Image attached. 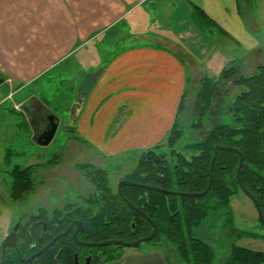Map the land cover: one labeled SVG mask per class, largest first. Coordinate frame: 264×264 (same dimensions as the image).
<instances>
[{"label":"crops","instance_id":"crops-1","mask_svg":"<svg viewBox=\"0 0 264 264\" xmlns=\"http://www.w3.org/2000/svg\"><path fill=\"white\" fill-rule=\"evenodd\" d=\"M255 7L261 11L262 5L254 0H0V77L6 78L0 113L7 118V112L17 113L8 120H21L33 137L35 120L54 113L59 126L74 120L81 140L107 159L139 154L163 143L175 121L190 115L191 90L180 107L193 73L199 79L218 76L230 62L237 65L238 57L208 34L201 20H211L212 31L237 52L247 51L253 72L262 63L264 42L254 34L259 26L246 21ZM59 76L69 81L71 94L68 100L57 97L52 106L33 89L41 80L56 87ZM36 104L42 105L39 116ZM63 108L65 119L57 112ZM8 148L0 149V165ZM151 247L105 264H170L165 246Z\"/></svg>","mask_w":264,"mask_h":264},{"label":"trees","instance_id":"trees-1","mask_svg":"<svg viewBox=\"0 0 264 264\" xmlns=\"http://www.w3.org/2000/svg\"><path fill=\"white\" fill-rule=\"evenodd\" d=\"M198 12L205 17L201 10ZM210 25L211 20L208 18L201 20V27L208 34L213 33ZM233 62L218 76L204 75L201 78L191 113L193 139L184 144L182 150L176 148L185 134L179 120H176L166 141L143 151L137 168L122 178L167 191L197 195H178L138 186H124L120 194L110 186L106 169L91 162L76 164L93 190L86 195H79L75 202L68 203L65 208L54 209L52 213L40 207L36 213L22 214L20 218L23 223L18 230L21 256L28 258L39 251L74 219L84 222L85 230L81 238L96 242L108 239L134 241L149 236L153 231V220L158 227L157 233L147 243L165 246L170 264H213L216 250L199 233L211 217L224 211L227 218L222 233L226 239H231V243L221 264H264L263 251L237 244L243 238L264 239L262 234L234 225L231 202L234 195L242 191L237 179L240 162L238 152L226 149L218 152L213 183L204 193L210 182L215 147H232L244 155L241 180L258 199L264 213V63L257 66L254 74L243 75ZM223 80L241 89L230 104L234 124L219 121L217 116L210 115L218 100L217 89ZM187 95L188 88L180 109ZM13 154L14 150L8 148L3 166L10 164ZM37 167L35 164L26 167L15 164L9 172L12 178L9 194L15 203H25L33 193ZM51 217L56 219L54 223L57 224L54 226L51 225ZM38 220L47 224V231H44L40 222L37 223ZM74 248L72 237L65 236L33 262L24 263L19 259L16 248L8 247L6 264H70ZM118 249L114 245L103 247L101 250L105 256L98 262L122 258L123 253ZM171 249L176 263L168 253Z\"/></svg>","mask_w":264,"mask_h":264},{"label":"rangeland","instance_id":"rangeland-1","mask_svg":"<svg viewBox=\"0 0 264 264\" xmlns=\"http://www.w3.org/2000/svg\"><path fill=\"white\" fill-rule=\"evenodd\" d=\"M254 3H256L257 6L262 5L260 8L261 11H258V7H255V12L246 17V21L250 25L253 20H256L259 28L254 30V34L259 40L264 42L262 40L264 39V0H254ZM213 34L222 42L221 46L223 48L226 50L228 49L227 51L230 50L235 57H238L237 65L234 67H236L241 74L252 75L257 71L256 68L253 72L251 56L247 55V51L240 49V51L237 52L235 50L237 46L234 44L229 46V40L225 36L217 31H213ZM210 35L212 36V34ZM232 48H234V51L231 50ZM261 48L264 50V43ZM262 63H264V59ZM194 71L195 70H192V72ZM193 75L194 77L192 82L189 83L190 88L188 90H191L194 103L195 94L200 87V80L202 77L199 79L200 74H197V72L193 73ZM3 79L6 78L4 77ZM64 80V77L59 76L56 87L50 86L46 81L41 80V82L34 86L33 90L36 92L37 96L45 98L48 102L50 101L49 103L52 106H55L54 101L58 100L56 99L57 97H63L67 100L70 97L71 92L68 89L71 88V85L68 84L69 81L67 82ZM5 87L6 85H0V92L5 90ZM240 90L241 89L232 82L223 80L217 89L216 98L218 100L210 111L211 117L217 116L216 118L219 121L234 124L230 112V104ZM6 92L7 90L3 92V95H5ZM7 106L9 110L11 108L13 109L11 103ZM41 106V104H36L34 106L37 116H39L38 112H40ZM193 106L194 104L190 110V115H188L189 118H187V115V117L184 115V117L179 120V124L184 128L185 134L176 144L178 150H182L184 144L193 139L190 128ZM71 107L72 105L70 108ZM57 112L65 119L67 113L64 108L57 110ZM6 115L8 118H11L10 115H13L15 119L19 116L17 113L9 112H7ZM207 117L209 116L207 115ZM8 118L3 111L0 113V149L1 147L9 146V148L14 150L10 164L6 165V167L0 165V237L8 231V225L11 224L13 226L14 222L20 218L24 212L34 213L37 212L40 207L49 210L55 208L62 209L68 203L75 202L78 195H86L90 190H93L92 185L82 175V171L78 169L76 164L91 162L100 168L106 169L109 174L110 186L116 190L120 184L121 178L131 174L137 168L141 156L144 153L141 152L133 156L107 159L81 140L78 133L74 130V120H61V124L57 129L53 141L47 146H42L37 144L35 140V137H37L36 135H38L37 128L34 129L35 137H33V129L31 127L28 129L25 125H20V122H22L21 120H8ZM208 120L211 119L208 118ZM15 164L21 167L34 164L36 167L38 166L34 174L35 189L25 203H15L8 192L12 180L9 172ZM231 204L235 216L234 225L237 228L264 235V223L259 218L255 204L244 192L239 191L235 194ZM226 218L227 215L224 211L218 213L208 220L199 233V236L204 237L216 250L217 255L213 264H221V259L226 255L227 247L231 243V239H226L222 233V228H224L226 224ZM237 244L252 250L264 252V239L243 238L239 239ZM151 246L160 247L144 242L139 248L122 247L118 250L120 253H125L137 249L152 248ZM172 247L174 248V246ZM172 249L169 250L168 253L176 263V258L173 255L174 252Z\"/></svg>","mask_w":264,"mask_h":264},{"label":"water","instance_id":"water-1","mask_svg":"<svg viewBox=\"0 0 264 264\" xmlns=\"http://www.w3.org/2000/svg\"><path fill=\"white\" fill-rule=\"evenodd\" d=\"M4 83V79L2 77H0V85H2ZM43 116L48 119L49 123L46 124V126L42 129V131L37 135L36 137V143L42 146H47L49 145L53 139L55 138V135L57 133V129L59 126V118L54 114V113H47V111L43 114ZM222 149H226V150H231V151H235L238 152L240 155V162H239V166L237 169V179L239 181V184L241 186L242 191L253 201V203L256 206L258 215L260 220L264 223V213L262 211V208L259 204L258 199L246 188V186L243 184L242 180H241V176H240V172L242 170V168L245 166V158L244 155L239 152L238 150L232 148V147H228V146H221V145H217L215 147V151H214V158L212 160V169H211V176H210V182L208 185L207 190L204 192L206 193L210 188L211 185L213 183V172H214V163L215 160L217 158L218 152ZM124 186H138V187H142L145 189H153V190H158V191H163L166 193H173V194H178V195H197V193H181V192H172V191H167V190H163L160 189L156 186H152V185H147V184H139V183H135L132 182L130 180H126L123 179L120 181L119 184V192L122 194V188ZM203 193V194H204ZM143 213V212H142ZM143 215L145 217H147V215L145 213H143ZM148 218V217H147ZM151 223L153 225V231L149 236L140 238L138 240L135 241H131V242H127L124 240H120V239H111V240H107V241H103V242H83L84 245L87 246H99V247H103V246H108V245H117V246H124V247H134V248H138L141 246L142 243L147 242L151 239H153L157 233V225L156 223L151 220ZM22 224V218L19 219V221L12 227L11 231L7 234V236L4 238L2 244H1V259H0V264H6V250L8 247H14L17 250L19 259L21 261H23L24 263H31L34 261L35 258H37L39 255H41L45 250H47L49 247H51L56 241H58L61 237H63L64 235H66L73 227L70 226L65 232L59 234L58 236H56L54 239H52L46 246H44L41 250H39L37 253L33 254L32 256H30L29 258H22L21 257V253H20V249L18 248V242H19V235H18V230L20 228ZM79 230H83V224L82 223H78V228L76 229L75 232V238L77 239V233ZM86 264H89L88 262Z\"/></svg>","mask_w":264,"mask_h":264},{"label":"flooded vegetation","instance_id":"flooded-vegetation-1","mask_svg":"<svg viewBox=\"0 0 264 264\" xmlns=\"http://www.w3.org/2000/svg\"><path fill=\"white\" fill-rule=\"evenodd\" d=\"M38 122V123H37ZM35 123H36V125H37V127H38V134H39V132L40 131H42V129L46 126V124H48L49 123V121H48V119H46L43 115H42V117L40 116V118L38 119V120H35ZM121 180H123L122 178H121ZM120 180V181H121ZM126 180H128V179H126ZM114 190V189H113ZM118 190V192H119V186H118V188L115 190V191H117ZM120 193V192H119ZM121 194V193H120ZM79 196V195H78ZM66 207V205L64 206V208ZM47 209V208H46ZM56 209V208H55ZM54 210V209H53ZM53 210H49L50 211V213H52V211ZM38 211H39V209H38ZM27 213H29V212H24L23 214H27ZM34 213H36V212H34ZM19 219L20 218H18V221H19ZM56 219H54V217H51L50 218V221H51V225L52 226H54L55 224H57V223H54V221H55ZM17 221V222H18ZM16 222V223H17ZM41 223L40 225H42V227H43V229H44V231H47L48 230V226H47V224L43 221V220H38V222L37 223ZM82 223L83 224V230H79L78 231V233H77V239L75 238V232H76V229L78 228V223ZM15 223V224H16ZM22 223H23V220H22ZM14 224V225H15ZM13 225V226H14ZM22 225V224H21ZM73 225V227H72V229L66 234V235H64L63 237H65V236H71L72 237V240H73V242L75 243V248H74V250H75V252L73 253V256H72V259H71V263L70 264H86L87 262L89 263V264H105V263H108V262H112V261H116V260H112V261H107V262H98L99 260H103L102 258L105 256V255H103V251L101 250L103 247H107V246H103V247H99V246H87V245H84L83 244V242H96V241H87V240H83L82 238H81V234L84 232V230H85V225H84V222L82 221V220H80V219H74V220H72L71 222H70V224L64 229V230H62L61 232H59L56 236H58L59 234H61V233H63V232H65L70 226H72ZM12 226V227H13ZM12 229V228H11ZM55 236V237H56ZM54 237V238H55ZM63 237H61V238H63ZM146 237V236H145ZM53 238V239H54ZM60 238V239H61ZM59 239V240H60ZM58 240V241H59ZM108 240H111V239H108ZM120 240H122V239H120ZM152 240V239H151ZM58 241H56L55 243H57ZM104 241H107V240H104ZM135 241V240H134ZM150 241V240H149ZM100 242H103V241H100ZM127 242H131V241H127ZM148 242V241H147ZM49 243V242H48ZM47 243V244H48ZM54 243V244H55ZM2 244V243H1ZM1 244H0V249H1ZM46 244V245H47ZM53 244V245H54ZM143 244V243H142ZM141 244V245H142ZM45 245V246H46ZM112 245H114V244H112ZM112 245H108V246H112ZM114 246H116V247H119V248H122V247H124V246H117V245H114ZM161 246H163V245H161ZM44 247V246H43ZM50 248V247H49ZM48 248V249H49ZM139 248V247H138ZM42 249V248H41ZM40 249V250H41ZM38 252V251H37ZM37 252H35V253H37ZM34 253V254H35ZM1 254H2V251H1ZM32 256V255H31ZM40 256V255H39ZM19 257V256H18ZM22 257V256H21ZM123 257V256H122ZM23 258V257H22ZM29 258V257H28ZM36 259V258H35ZM34 259V260H35ZM118 260V259H117ZM66 264H69V263H66Z\"/></svg>","mask_w":264,"mask_h":264},{"label":"built area","instance_id":"built-area-1","mask_svg":"<svg viewBox=\"0 0 264 264\" xmlns=\"http://www.w3.org/2000/svg\"><path fill=\"white\" fill-rule=\"evenodd\" d=\"M17 109H19V106H16Z\"/></svg>","mask_w":264,"mask_h":264}]
</instances>
